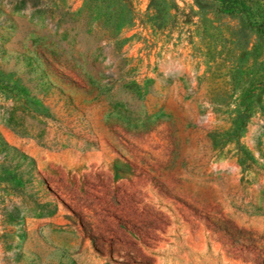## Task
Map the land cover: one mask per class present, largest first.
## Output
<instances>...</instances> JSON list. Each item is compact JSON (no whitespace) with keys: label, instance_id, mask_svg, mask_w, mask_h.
Masks as SVG:
<instances>
[{"label":"rangeland","instance_id":"374dc122","mask_svg":"<svg viewBox=\"0 0 264 264\" xmlns=\"http://www.w3.org/2000/svg\"><path fill=\"white\" fill-rule=\"evenodd\" d=\"M0 264H264V0H0Z\"/></svg>","mask_w":264,"mask_h":264}]
</instances>
